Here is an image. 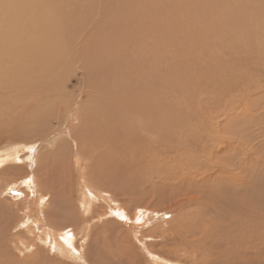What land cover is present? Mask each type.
<instances>
[{
  "label": "rangeland",
  "instance_id": "rangeland-1",
  "mask_svg": "<svg viewBox=\"0 0 264 264\" xmlns=\"http://www.w3.org/2000/svg\"><path fill=\"white\" fill-rule=\"evenodd\" d=\"M47 2L63 62L2 51L0 154L41 160L0 170V264H264V0Z\"/></svg>",
  "mask_w": 264,
  "mask_h": 264
},
{
  "label": "bare ground",
  "instance_id": "bare-ground-1",
  "mask_svg": "<svg viewBox=\"0 0 264 264\" xmlns=\"http://www.w3.org/2000/svg\"><path fill=\"white\" fill-rule=\"evenodd\" d=\"M49 0H0V75L2 74L3 70H1V60H4L5 57L3 56V52L5 51L9 57V59H11L12 61H14L17 65V69L19 70V72L21 73V77L25 78L24 80V84L28 85V84H32V79L28 81V83L26 82L27 78L34 72V70H36L37 66L40 65L42 60H46L47 61V65H45L44 67H48L49 64H53V67L57 66L58 64L61 63V61L63 62V58L64 56H66V54H63L64 48L62 46V42H63V38H62V32H61V24H59V22H55V16L52 14L53 12H51V7L49 5V2H47ZM157 3H161L162 0H156ZM202 2H204L205 0H200ZM201 2V3H202ZM52 5V4H51ZM190 7V6H189ZM55 10V9H54ZM24 12H26V14H32L34 20L33 22L37 23V28L32 24L31 27H29L28 30H25L26 35L23 36L21 34V32H23V29L25 28V25L28 24L29 21L24 22L25 19L24 15H26ZM56 15V14H55ZM30 17V16H29ZM152 17L154 18V13L152 15ZM38 18V19H37ZM196 18V17H195ZM152 19V18H150ZM202 19V18H201ZM30 20V19H29ZM156 22V21H155ZM154 22V23H155ZM159 22V21H158ZM34 23V24H35ZM146 24V23H145ZM120 26V24H117ZM148 25V24H147ZM149 26V25H148ZM153 26V25H152ZM118 27V26H117ZM140 27V26H139ZM150 27V26H149ZM66 29V28H65ZM64 29V30H65ZM152 30V29H151ZM65 32V31H64ZM137 32V31H136ZM140 32V31H139ZM142 33V32H140ZM42 34V35H41ZM41 35V36H40ZM66 42V41H65ZM66 44V43H64ZM67 45V44H66ZM65 45V46H66ZM68 46V45H67ZM66 46V47H67ZM101 46V45H100ZM108 46V45H107ZM67 52V51H66ZM12 64V63H11ZM13 67V66H12ZM52 67V70H54V68ZM4 68V67H3ZM48 69V68H47ZM50 69V68H49ZM10 70V69H9ZM51 70V69H50ZM45 71V70H44ZM6 73V72H5ZM60 73V72H59ZM2 79V78H1ZM1 82V80H0ZM11 82V81H10ZM13 84V83H12ZM25 88V87H24ZM31 113V112H30ZM30 113L28 116H30ZM26 116V115H25ZM31 119V118H30ZM38 120V119H37ZM34 129V128H33ZM30 131V130H29ZM28 132V131H27ZM24 138V137H23ZM27 138V136H26ZM48 144V143H47ZM27 149V148H26ZM8 151V150H7ZM2 153V152H1ZM20 152L19 151H15L13 154L8 153V152H4L2 154H0V170L6 166L7 163H12L14 162V160H20L21 161H25V162H29L28 164H26L27 166H32L35 165L37 166L40 162V154L38 153V150H28V155H23L21 157H24L26 159H21L20 157ZM44 156H46V154H44ZM15 157V159L13 158ZM29 157V158H28ZM14 159V160H13ZM37 159V160H36ZM19 160V161H20ZM60 162V161H59ZM31 163V164H30ZM77 165V164H76ZM59 166V165H58ZM65 166V165H64ZM75 166V165H74ZM63 167V166H62ZM61 168V167H60ZM68 168V167H67ZM38 170V169H37ZM65 170V169H64ZM73 170V169H72ZM6 170L4 171H0V174L4 173ZM39 171V170H38ZM69 171V170H68ZM45 172V171H43ZM48 172V171H47ZM45 172V174L47 173ZM66 172V171H65ZM71 172V170H70ZM60 173V172H59ZM69 173V172H68ZM66 174V173H64ZM70 174V173H69ZM68 174V175H69ZM33 175V174H32ZM29 176V175H28ZM57 176H60L59 174ZM44 177V176H43ZM46 181L50 182L51 178L53 177V175H51L48 173L46 175ZM64 177V176H63ZM66 177V176H65ZM70 178V177H69ZM68 178V180H69ZM137 178V177H136ZM23 182L22 184L27 185L29 184V186H31L32 184L36 185L35 181L33 177H26L23 178ZM54 179V178H52ZM64 179V178H63ZM191 179V178H190ZM37 180V179H36ZM39 180V179H38ZM59 180V179H58ZM61 180V179H60ZM53 181V180H52ZM63 181V180H62ZM57 183V182H56ZM104 183V182H103ZM138 183V182H137ZM13 184V183H12ZM53 184V183H52ZM64 185V183H62ZM60 183V186L62 185ZM72 184V183H71ZM51 185V184H50ZM87 185L84 184L82 190V194H81V200H80V205L82 208L81 211H83V213L88 214V211L91 209L92 203L94 202V198H97L96 191H98V189H94L90 188L89 186H85ZM9 186V185H8ZM39 186V185H38ZM46 186L47 183H46ZM71 186V185H70ZM33 187V186H31ZM36 187V186H35ZM34 188V187H33ZM52 188V187H51ZM50 188V189H51ZM66 188V187H65ZM40 189V188H38ZM42 189V188H41ZM49 189V188H48ZM52 190H54L52 188ZM60 190V189H59ZM78 190V189H77ZM51 191V190H50ZM62 191V190H61ZM64 191V190H63ZM73 191V190H72ZM71 191V192H72ZM102 191V190H100ZM36 192V191H35ZM39 192V191H37ZM54 192V191H53ZM60 192V191H59ZM69 192V190H68ZM44 193V192H42ZM52 194V192H50ZM55 193V192H54ZM35 194V193H34ZM45 194V193H44ZM58 194V193H57ZM62 194L63 192H61V194H59V197L61 195L60 200L62 199ZM98 194V193H97ZM41 195V194H40ZM80 195V194H79ZM45 197V195H43ZM103 195H100V197ZM39 197V196H38ZM52 197V196H51ZM65 197V196H64ZM208 197V196H207ZM37 198V197H36ZM206 198V197H205ZM68 199V198H67ZM29 200V199H28ZM34 200V199H33ZM66 200V199H65ZM79 200V199H78ZM99 200V199H98ZM41 201V200H40ZM42 201H44V198H42ZM63 201V199H62ZM74 201V200H73ZM34 202V201H33ZM45 202V201H44ZM54 202V201H52ZM92 202V203H91ZM40 203V202H39ZM48 203V202H47ZM50 203V202H49ZM63 202H61V206ZM35 205V204H34ZM49 205V204H48ZM55 205V204H54ZM60 209L64 210L65 208L62 207ZM65 206V205H64ZM77 206V205H76ZM79 206V205H78ZM51 207V206H50ZM57 207V206H56ZM51 210V209H50ZM71 210V209H70ZM76 210V209H75ZM33 211V210H32ZM39 211V210H38ZM64 212V211H63ZM78 212H80L78 210ZM59 213V212H58ZM68 214L70 216H72L71 218L74 217L73 221H78V218L76 217L75 213L71 210V212L68 211ZM79 214V213H78ZM93 214V213H92ZM34 215V214H33ZM32 215V216H33ZM42 215V214H41ZM141 215V214H140ZM46 216V215H45ZM87 216V215H86ZM86 216H83L84 218ZM90 216V215H89ZM47 218H49L47 216ZM66 219V218H65ZM27 220V219H26ZM33 220V218H32ZM36 220V222H40V220L38 221V219H34V221ZM91 220V219H90ZM51 221V220H50ZM49 221V222H50ZM59 221V220H58ZM27 222V221H26ZM42 222V221H41ZM40 222V223H41ZM80 222V221H79ZM83 222V221H82ZM87 220H84V223H86ZM26 224V223H25ZM30 224V223H29ZM41 224H44L45 227L47 228L48 231L46 236L48 238L51 239H60L63 241V243H60V245L63 247V251L67 252V250L65 248H71L72 247L75 249V245H73V239L76 238V234H74L72 229L67 228H63L62 226L59 227V225L56 224V229H54V227L50 229L49 225L45 224L42 222ZM51 225V224H50ZM27 226V225H26ZM32 226V225H31ZM24 227V226H22ZM41 227V226H40ZM86 226H83V228ZM42 228V227H41ZM45 228V229H46ZM27 229V228H26ZM37 229V228H36ZM88 229V228H87ZM29 230V229H28ZM43 230V228H42ZM150 232V230H148ZM177 231V230H176ZM43 232V231H42ZM34 233V232H32ZM81 233V232H80ZM79 233V234H80ZM43 234V233H40ZM101 234V233H100ZM45 236V235H44ZM58 236V238L56 237ZM188 239V238H187ZM76 240V239H74ZM48 241V240H47ZM112 241V240H111ZM124 241V240H123ZM170 241V240H169ZM54 243V242H53ZM56 244V243H55ZM58 245V244H57ZM162 246V245H161ZM69 248V249H70ZM119 248V247H118ZM228 249V248H227ZM26 250V249H25ZM73 251V249H72ZM77 251V250H76ZM79 251V250H78ZM123 251V250H122ZM74 255V253H73ZM162 255V254H161ZM160 255V256H161ZM224 255V254H223ZM76 256V255H75ZM173 264V263H172Z\"/></svg>",
  "mask_w": 264,
  "mask_h": 264
}]
</instances>
